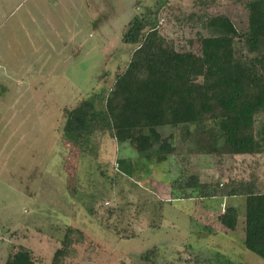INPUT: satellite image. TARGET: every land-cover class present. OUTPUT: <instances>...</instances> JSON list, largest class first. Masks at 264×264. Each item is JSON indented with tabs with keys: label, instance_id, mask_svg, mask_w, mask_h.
I'll return each instance as SVG.
<instances>
[{
	"label": "rangeland",
	"instance_id": "rangeland-1",
	"mask_svg": "<svg viewBox=\"0 0 264 264\" xmlns=\"http://www.w3.org/2000/svg\"><path fill=\"white\" fill-rule=\"evenodd\" d=\"M154 1L0 0V264L19 247L50 264L69 229L63 264H150L148 253L152 264H264L242 247V198L180 199L171 187L192 174L212 187L254 174L264 190V152L222 154L218 140L221 155L208 154L213 142L194 126L160 130L176 149L164 162L138 157L100 124L87 144L63 139L66 109L89 100L102 110L95 96L133 50L125 27ZM247 1L166 0L160 32L198 54L197 17L225 15L244 30ZM228 205L239 212L233 232L216 221Z\"/></svg>",
	"mask_w": 264,
	"mask_h": 264
},
{
	"label": "trees",
	"instance_id": "trees-1",
	"mask_svg": "<svg viewBox=\"0 0 264 264\" xmlns=\"http://www.w3.org/2000/svg\"><path fill=\"white\" fill-rule=\"evenodd\" d=\"M165 3L166 0L154 1L128 22L121 38L122 43L133 47L126 68L115 74L106 95L95 96L103 105L102 110H97L91 101L82 100L64 111L63 139L87 144L100 124L112 140L128 145L138 157L147 162H164L176 149L173 135L163 137L160 130L194 126L213 142V146L208 145V154L221 155L216 147L218 140L222 154L244 159L263 153L264 122L258 138L255 123L257 118H264V0L244 4V30H238L225 15L197 17L206 33H198L196 38L198 54L178 51L174 42L161 34L160 16ZM182 178L171 185L181 192L180 199L193 198L191 192L200 199L242 198V247L264 260V190L260 179L251 174L212 187L194 174ZM238 219V209L228 205L216 221L233 232ZM70 234L71 229L50 264H63ZM148 254L140 259L152 264ZM3 264L35 261L28 249L19 247Z\"/></svg>",
	"mask_w": 264,
	"mask_h": 264
}]
</instances>
